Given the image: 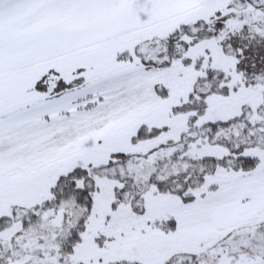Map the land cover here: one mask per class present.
Instances as JSON below:
<instances>
[{
	"label": "snow or ice",
	"instance_id": "snow-or-ice-1",
	"mask_svg": "<svg viewBox=\"0 0 264 264\" xmlns=\"http://www.w3.org/2000/svg\"><path fill=\"white\" fill-rule=\"evenodd\" d=\"M0 264H264V0H0Z\"/></svg>",
	"mask_w": 264,
	"mask_h": 264
}]
</instances>
